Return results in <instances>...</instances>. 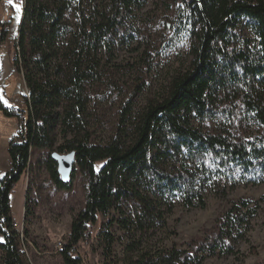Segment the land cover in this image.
Here are the masks:
<instances>
[{
  "label": "trees",
  "instance_id": "trees-1",
  "mask_svg": "<svg viewBox=\"0 0 264 264\" xmlns=\"http://www.w3.org/2000/svg\"><path fill=\"white\" fill-rule=\"evenodd\" d=\"M16 1L22 11L12 65L28 93L21 102H9L0 88V112L21 118L7 147L10 169L0 176V264H27L9 194L29 169L32 152L51 149L74 152V167L86 180L84 205L56 251L62 264H82L72 252L88 242L98 215L107 217L97 234L101 264H203L234 255L264 194L238 200L183 247L141 241L164 228L177 202L203 208L205 190L223 195L240 184H264V0H177L163 40L185 43L189 64L136 114L132 99L143 82L134 84L104 143L90 129L91 90L101 71L96 55L122 39L124 19L145 0ZM244 26L251 39L242 36ZM144 62L151 67L148 57ZM50 154L44 164L49 179L69 189L71 180L60 181ZM111 211L115 216L108 218ZM29 213L26 201L25 221ZM114 225L128 240L120 257Z\"/></svg>",
  "mask_w": 264,
  "mask_h": 264
},
{
  "label": "rangeland",
  "instance_id": "rangeland-1",
  "mask_svg": "<svg viewBox=\"0 0 264 264\" xmlns=\"http://www.w3.org/2000/svg\"><path fill=\"white\" fill-rule=\"evenodd\" d=\"M102 1L93 2L100 5ZM87 2L88 0H82L84 5ZM178 5L177 0H145L142 7L133 10L124 19L122 39L97 53L96 60L101 71L91 90V111L94 118L90 121V129L96 142L104 143L106 140L116 120L117 108L134 84L143 82L132 99V112L136 114L142 111L149 98L162 93L175 73L189 64L191 57L185 43L171 45L163 40L170 33L168 28ZM21 11V5L16 0H0V88L9 102H21L22 97L28 93L21 75L12 65L13 44ZM242 36L252 38L246 26L242 28ZM145 57L152 62L150 68L145 66ZM20 122L21 118L5 117L0 112V176L10 169L7 147L9 141L16 137ZM230 131L246 135L243 130ZM60 143L58 141L54 147ZM51 152L54 150L33 151L29 169L9 194L12 218L24 238L22 251L27 264H62L56 251L67 242L70 223L84 205L86 180L77 168L73 166L74 176L69 189H59L49 179L44 164ZM262 194L264 184H240L233 189L227 188L223 195L205 190L203 208H188L177 202L171 212L165 215L164 228L149 232L141 241L142 246L156 247L175 243L183 247L192 237L203 235V231L213 224L215 217L232 204L240 199L255 201ZM26 201L30 210L27 221ZM114 216L115 213L111 211L108 218ZM106 221L107 217L98 215L97 221L89 227L88 242L80 241L73 249L72 253L80 257L82 264H101L102 242L97 234L100 224ZM250 226L245 240L236 244L237 252L234 255L208 258L203 264H264V203H260L257 214L250 220ZM24 228L27 237L23 232ZM111 229L119 236L114 252L116 257H120L128 240L116 225ZM60 243L61 247L58 248Z\"/></svg>",
  "mask_w": 264,
  "mask_h": 264
},
{
  "label": "water",
  "instance_id": "water-1",
  "mask_svg": "<svg viewBox=\"0 0 264 264\" xmlns=\"http://www.w3.org/2000/svg\"><path fill=\"white\" fill-rule=\"evenodd\" d=\"M51 159L56 162V170L62 183L67 184L71 180V174L75 163L74 152H51Z\"/></svg>",
  "mask_w": 264,
  "mask_h": 264
},
{
  "label": "built area",
  "instance_id": "built-area-1",
  "mask_svg": "<svg viewBox=\"0 0 264 264\" xmlns=\"http://www.w3.org/2000/svg\"><path fill=\"white\" fill-rule=\"evenodd\" d=\"M22 237V236H21ZM61 247V243L58 245V248H60Z\"/></svg>",
  "mask_w": 264,
  "mask_h": 264
},
{
  "label": "snow or ice",
  "instance_id": "snow-or-ice-1",
  "mask_svg": "<svg viewBox=\"0 0 264 264\" xmlns=\"http://www.w3.org/2000/svg\"><path fill=\"white\" fill-rule=\"evenodd\" d=\"M19 11V7H17V12ZM17 19H18V17H17Z\"/></svg>",
  "mask_w": 264,
  "mask_h": 264
}]
</instances>
